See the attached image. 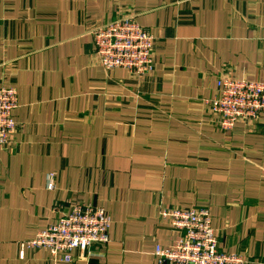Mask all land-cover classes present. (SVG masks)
<instances>
[{
  "label": "crops",
  "instance_id": "crops-1",
  "mask_svg": "<svg viewBox=\"0 0 264 264\" xmlns=\"http://www.w3.org/2000/svg\"><path fill=\"white\" fill-rule=\"evenodd\" d=\"M125 16L155 36L145 76L96 57L92 30ZM223 76L264 83V0H0V87L19 95L0 264H158L180 237L160 211L191 207L209 209L221 251L264 264V116L221 129L203 100ZM76 203L111 215L109 243L22 253Z\"/></svg>",
  "mask_w": 264,
  "mask_h": 264
},
{
  "label": "built area",
  "instance_id": "built-area-1",
  "mask_svg": "<svg viewBox=\"0 0 264 264\" xmlns=\"http://www.w3.org/2000/svg\"><path fill=\"white\" fill-rule=\"evenodd\" d=\"M96 57L109 71L126 69L137 76L154 70L155 36L140 25L134 16L121 17L101 24L92 30ZM205 106L217 117L221 129L232 130L240 121H257L264 116V83L223 76L218 81V93L204 99ZM19 106L18 91L14 87H0V146L8 148L17 129L14 111ZM50 177L49 187L53 186ZM161 219L168 221L180 237L174 247H156L158 264H246L237 253L219 249V240L207 208L163 209ZM112 217L104 207L94 203H76L55 224L39 231L32 239L22 241L25 249H47L55 261L90 255L94 244L111 240Z\"/></svg>",
  "mask_w": 264,
  "mask_h": 264
}]
</instances>
